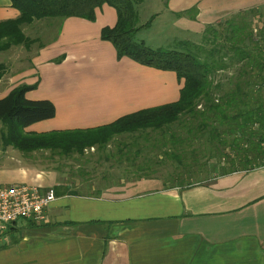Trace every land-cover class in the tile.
I'll list each match as a JSON object with an SVG mask.
<instances>
[{
  "label": "crops",
  "instance_id": "crops-1",
  "mask_svg": "<svg viewBox=\"0 0 264 264\" xmlns=\"http://www.w3.org/2000/svg\"><path fill=\"white\" fill-rule=\"evenodd\" d=\"M243 13L264 25V0H142L139 25L151 22L136 37L153 49L197 44L205 27ZM18 17L10 0H0V22ZM115 22L116 12L106 4L94 10L92 21H34L21 28L23 34L25 26L38 28L24 34L33 41L28 48L0 51L7 57L0 62V99L25 86L27 100H46L55 108L52 119L25 133L96 129L178 100L182 82L173 72L117 59L113 46L101 40V30ZM161 138L157 131L123 133L74 154L93 155V182L83 180L91 175L85 167L74 183L64 173L34 166L0 171V184L61 193L43 226H15L0 264H264V166L168 187L155 173L137 172L161 167ZM36 152L54 151L28 153ZM72 185L102 188L92 196H71L66 191Z\"/></svg>",
  "mask_w": 264,
  "mask_h": 264
},
{
  "label": "trees",
  "instance_id": "trees-1",
  "mask_svg": "<svg viewBox=\"0 0 264 264\" xmlns=\"http://www.w3.org/2000/svg\"><path fill=\"white\" fill-rule=\"evenodd\" d=\"M10 2L19 17L0 22V51L17 45L28 48L33 43L22 33L24 25L70 17L92 21L94 10L106 4L115 10L116 22L111 28H103L100 38L113 46L117 59L127 57L142 66L173 72L182 86L177 101L124 116L109 125L39 135L23 130L52 119L55 108L46 100H27L29 88L17 87L0 99L5 146L23 153L50 150L62 156L82 155L86 148L107 145L114 135L157 131L163 136L158 140L161 154L177 162L195 142L197 148L187 149L192 155L208 148V158L220 156L221 160L226 149L231 153L224 157L225 163L240 169H222V175L264 166V90L260 87L264 79V25L260 19L257 27L249 13L237 14L205 27L197 44L183 42L178 49H153L136 37L151 22L139 25L142 0ZM3 70L0 65V78ZM154 171L137 172L149 175ZM54 191L56 196L61 194L58 189Z\"/></svg>",
  "mask_w": 264,
  "mask_h": 264
},
{
  "label": "rangeland",
  "instance_id": "rangeland-1",
  "mask_svg": "<svg viewBox=\"0 0 264 264\" xmlns=\"http://www.w3.org/2000/svg\"><path fill=\"white\" fill-rule=\"evenodd\" d=\"M148 11V10H147ZM139 18L143 20V9L139 13ZM146 23V22H145ZM144 23V24H145ZM253 25L257 26L256 22H253ZM27 26L23 27L24 34L31 35L33 33H38V28H29L27 30ZM27 30V31H26ZM55 31H53V34ZM32 36V35H31ZM178 49V45L175 44H168L163 49ZM7 59L6 55H0V62H5ZM7 62V61H6ZM5 128L0 123V171L4 170H19L20 168H26V167H33L37 168L40 172H47L49 170L56 171V173H64L65 179H67L68 182L74 183L77 180H74L75 173H81V168L85 167V172L91 174L87 175L86 177L83 176L84 181H90L93 182L95 179V174H92L94 170L91 169V166H93L92 157L93 155L88 152V154H85L81 157L76 155L71 156H62L58 155L55 152H36L35 154H29V153H20L19 151H13L11 152L8 147L11 146H5L3 136L5 135ZM182 133V131L180 132ZM198 143H193L191 148H197ZM187 149H191L189 147H186ZM13 149V148H11ZM186 151V155L181 154L179 157V161L177 162L175 159H168L167 157H164L161 153H159L158 158L156 157V160H158L159 165L161 167L157 168L154 167L156 170L154 171L157 177L162 178L166 183L167 186H176V184H193L195 182H202L207 179H210L213 175H219L221 174V170H231L233 168L240 169L238 166H234L233 168H230L224 161V157L231 155V153L226 149L223 152V158L220 160V156L217 158H208V148L204 150L203 152H198L196 155H192ZM205 149V146H204ZM15 150V149H14ZM89 151V150H88ZM195 160L193 161V159ZM79 168H76V167ZM67 169V170H66ZM94 175V176H93ZM94 177V178H92ZM65 179H62L61 182H64ZM68 187V186H67ZM93 188V190H92ZM102 187L100 186H80L78 185L75 187L72 185L70 187L72 192H76L80 195H89L92 196L95 191L100 189ZM92 190V191H91ZM95 190V191H94Z\"/></svg>",
  "mask_w": 264,
  "mask_h": 264
},
{
  "label": "built area",
  "instance_id": "built-area-1",
  "mask_svg": "<svg viewBox=\"0 0 264 264\" xmlns=\"http://www.w3.org/2000/svg\"><path fill=\"white\" fill-rule=\"evenodd\" d=\"M260 87L264 90V79ZM56 198L53 188L0 184V250L11 245L16 235L14 228L21 222L43 226L48 220L47 210Z\"/></svg>",
  "mask_w": 264,
  "mask_h": 264
}]
</instances>
